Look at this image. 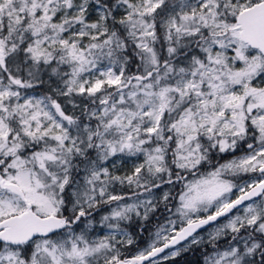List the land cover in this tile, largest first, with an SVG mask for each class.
Returning <instances> with one entry per match:
<instances>
[{"label":"snow or ice","instance_id":"snow-or-ice-1","mask_svg":"<svg viewBox=\"0 0 264 264\" xmlns=\"http://www.w3.org/2000/svg\"><path fill=\"white\" fill-rule=\"evenodd\" d=\"M188 253L264 264V0H0V264Z\"/></svg>","mask_w":264,"mask_h":264},{"label":"rangeland","instance_id":"rangeland-1","mask_svg":"<svg viewBox=\"0 0 264 264\" xmlns=\"http://www.w3.org/2000/svg\"><path fill=\"white\" fill-rule=\"evenodd\" d=\"M227 158V157H226ZM137 225H133L129 230L136 231ZM199 254L188 253L180 258H177L176 264H196Z\"/></svg>","mask_w":264,"mask_h":264}]
</instances>
